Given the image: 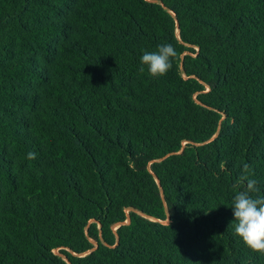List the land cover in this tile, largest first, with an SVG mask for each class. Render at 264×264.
<instances>
[{"label":"trees","instance_id":"16d2710c","mask_svg":"<svg viewBox=\"0 0 264 264\" xmlns=\"http://www.w3.org/2000/svg\"><path fill=\"white\" fill-rule=\"evenodd\" d=\"M243 164L264 192V0H0V264H264Z\"/></svg>","mask_w":264,"mask_h":264},{"label":"clouds","instance_id":"9594fccd","mask_svg":"<svg viewBox=\"0 0 264 264\" xmlns=\"http://www.w3.org/2000/svg\"><path fill=\"white\" fill-rule=\"evenodd\" d=\"M178 55L174 46L163 43L154 52L145 51L140 58L141 73L145 68L149 76L163 77L172 68L173 59ZM28 159H35L36 154L29 152ZM254 171L248 164H243L240 174L233 184L234 195L231 202L234 221V234L255 253L264 255V192L253 178Z\"/></svg>","mask_w":264,"mask_h":264},{"label":"rangeland","instance_id":"374dc122","mask_svg":"<svg viewBox=\"0 0 264 264\" xmlns=\"http://www.w3.org/2000/svg\"><path fill=\"white\" fill-rule=\"evenodd\" d=\"M127 223H129V220L127 221ZM118 227L115 228V230L117 229Z\"/></svg>","mask_w":264,"mask_h":264}]
</instances>
